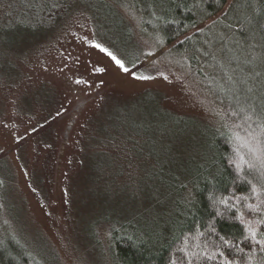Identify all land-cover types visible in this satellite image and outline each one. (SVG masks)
<instances>
[{"label": "rangeland", "instance_id": "1", "mask_svg": "<svg viewBox=\"0 0 264 264\" xmlns=\"http://www.w3.org/2000/svg\"><path fill=\"white\" fill-rule=\"evenodd\" d=\"M211 73L130 0H0V225L44 264H113L115 228L156 238L225 127Z\"/></svg>", "mask_w": 264, "mask_h": 264}, {"label": "trees", "instance_id": "2", "mask_svg": "<svg viewBox=\"0 0 264 264\" xmlns=\"http://www.w3.org/2000/svg\"><path fill=\"white\" fill-rule=\"evenodd\" d=\"M130 2L145 34L209 67L226 119L205 164L169 184L186 201L156 238L110 232L113 264H264V0ZM0 264L44 263L0 225Z\"/></svg>", "mask_w": 264, "mask_h": 264}, {"label": "snow or ice", "instance_id": "3", "mask_svg": "<svg viewBox=\"0 0 264 264\" xmlns=\"http://www.w3.org/2000/svg\"><path fill=\"white\" fill-rule=\"evenodd\" d=\"M96 47H100V46H99V45H96ZM101 51H107V50L101 48ZM108 55L112 58V60L115 61V63H116L120 68L124 69V71H126V72L128 71V69L125 68V66H124V64H123L122 61H120L119 59H117V58H116L114 55H112V53H110V52H108ZM100 71H103V69H100ZM144 78L146 79L147 77H144ZM78 83H82V81H78ZM237 167L239 168L240 165L237 164ZM253 191H255V189H253ZM221 203H226V201H221Z\"/></svg>", "mask_w": 264, "mask_h": 264}]
</instances>
